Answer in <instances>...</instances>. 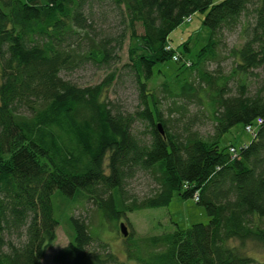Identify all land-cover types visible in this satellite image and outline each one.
<instances>
[{"label": "trees", "instance_id": "16d2710c", "mask_svg": "<svg viewBox=\"0 0 264 264\" xmlns=\"http://www.w3.org/2000/svg\"><path fill=\"white\" fill-rule=\"evenodd\" d=\"M106 1L125 14L133 41L125 64L136 74L139 107L132 112L114 109L107 97L117 77L114 70L86 86L60 76L82 58L108 65L112 50L121 45V36L98 42L89 36L93 0H0V264H41L59 225L54 192L91 199L103 219L118 225L120 215L166 206L175 194L193 197L208 223L150 236L145 253L134 255L138 262L264 264L233 244L264 245V76L254 92L247 85L249 75L264 70V0ZM196 12L209 29L207 43L191 65L176 61L177 92L163 85L170 96H189L195 88L186 73H202L214 123L205 138L169 130L147 83L156 63L172 59L175 51H189V37L173 49L166 46L172 44V30ZM225 32L237 33L242 43L229 50L235 58L229 74L213 76L202 66L218 58ZM76 36L87 46L79 56ZM235 75L233 89L229 80ZM257 118L262 123L249 143L235 147L236 156L228 150L232 144L219 148L232 126L241 122L245 127ZM137 121L147 123V141L133 133ZM139 171L151 174L155 183L142 198L124 187ZM68 222L69 241L54 253L55 263L115 262L104 242L90 249L96 239L83 218L70 216ZM124 239L130 240L129 233Z\"/></svg>", "mask_w": 264, "mask_h": 264}, {"label": "rangeland", "instance_id": "374dc122", "mask_svg": "<svg viewBox=\"0 0 264 264\" xmlns=\"http://www.w3.org/2000/svg\"><path fill=\"white\" fill-rule=\"evenodd\" d=\"M203 14L196 12L190 20H184L169 34L174 47L182 40L189 39V51L184 52V58L194 59L198 49L207 43L209 29L202 25ZM87 23L90 24L89 36L98 42L100 39L109 36L110 38L121 39V45L112 50V58L109 64H97L92 60L81 59L79 65L71 69L60 71V76L70 80L79 86L92 85L101 81L110 71L117 74L107 92L108 99L112 102L114 109L122 112H132L139 107V98L136 87V74L128 65V47L133 44L129 39V27L125 14L121 13L110 1L93 0V5L87 12ZM138 33H142V27L136 24ZM74 39L78 56L84 54L87 46L84 42ZM225 45L221 46L218 58L208 60L203 64V71L213 75H228L235 64V58L229 54L232 47H239L242 38L237 33H224ZM87 41H89L87 39ZM112 41V39L110 40ZM116 44L115 41L111 42ZM135 44V43H134ZM154 75L148 80V88L159 100V108L162 116L166 119L167 128L172 132L181 134V137L188 136V132H197L200 137H207L213 133V121L208 113L209 91L204 79H201L200 71L193 70L186 73V79L195 90L189 96H170L164 90L165 82L168 88L177 92L174 83L176 73L179 72V63L169 59L166 62H158L154 66ZM255 75H249L247 79L248 90L252 93L261 83L264 70L259 68L254 71ZM238 75L229 80V86L233 89L236 86ZM222 81L220 80L219 83ZM133 133L140 139H149L148 126L144 121H137L133 125ZM251 133L244 129L241 122L232 126L219 139V148L229 144L239 147L247 144L252 139ZM125 190L130 196L142 198L151 193L155 188L154 180L148 172L139 171L135 177L125 183ZM197 196V195H196ZM53 213L58 220L56 227V239L49 246L42 258L41 264H57L53 261L54 253L69 241L70 216L83 218L89 227L90 234L96 239L90 249H97V242L100 240L107 244L109 250L115 257V262L110 264H141L135 259V254L145 253L146 240L152 235H157L175 228H187L194 223H208L209 217L204 207L198 204L193 197H181L175 194L166 206L138 209L119 216V222H124L130 236L125 241L124 237L116 228L118 225L113 220L103 219L95 203L91 199L78 198L67 199L59 192H54L52 197ZM119 226V225H118ZM243 253L264 261V245L253 241H247L243 245L233 242ZM101 249V248H100Z\"/></svg>", "mask_w": 264, "mask_h": 264}, {"label": "built area", "instance_id": "2783aa9c", "mask_svg": "<svg viewBox=\"0 0 264 264\" xmlns=\"http://www.w3.org/2000/svg\"><path fill=\"white\" fill-rule=\"evenodd\" d=\"M186 20H190V17H187ZM166 49L170 50V49H173L172 45L171 44H168L166 46ZM172 60L174 61H182L186 66H189L191 64V61L189 59H185L184 57H182L180 55L179 52L175 51L172 55ZM262 123V119L261 118H257L256 121L252 124H247L245 126V130L249 133H251L252 135L255 134L256 132V128ZM229 152L230 154L232 155V157L236 156L237 155V150L234 146H230L229 147ZM195 199H197V196L195 195L194 196Z\"/></svg>", "mask_w": 264, "mask_h": 264}, {"label": "water", "instance_id": "95a60500", "mask_svg": "<svg viewBox=\"0 0 264 264\" xmlns=\"http://www.w3.org/2000/svg\"><path fill=\"white\" fill-rule=\"evenodd\" d=\"M157 126H158L160 132L163 133L159 123L157 124ZM119 231H120V233L122 234L123 237H127L128 231H127V227H126L124 222H120L119 223Z\"/></svg>", "mask_w": 264, "mask_h": 264}, {"label": "crops", "instance_id": "0c3cea01", "mask_svg": "<svg viewBox=\"0 0 264 264\" xmlns=\"http://www.w3.org/2000/svg\"><path fill=\"white\" fill-rule=\"evenodd\" d=\"M183 41V40H182Z\"/></svg>", "mask_w": 264, "mask_h": 264}]
</instances>
